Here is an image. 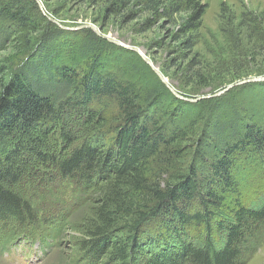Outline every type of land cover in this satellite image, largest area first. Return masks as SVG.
Here are the masks:
<instances>
[{
	"label": "trees",
	"instance_id": "16d2710c",
	"mask_svg": "<svg viewBox=\"0 0 264 264\" xmlns=\"http://www.w3.org/2000/svg\"><path fill=\"white\" fill-rule=\"evenodd\" d=\"M140 1L155 14L192 10L182 33L197 30L204 13L197 0ZM46 24L36 0H0V39L21 42L10 73L0 66V255L24 246L25 257L47 256L65 231L49 210L72 217L87 208L70 264H245L264 239V190L246 201L251 176L237 166L256 161L264 169V116L228 102L221 117L225 102L206 98L196 120L179 124L175 106L198 102L180 101L159 79L143 93L100 62L103 43L94 35L74 63L61 32ZM84 112L77 127H66L71 113ZM17 133L23 137L12 140ZM26 139L51 170H34L38 188L23 195L14 159Z\"/></svg>",
	"mask_w": 264,
	"mask_h": 264
},
{
	"label": "rangeland",
	"instance_id": "374dc122",
	"mask_svg": "<svg viewBox=\"0 0 264 264\" xmlns=\"http://www.w3.org/2000/svg\"><path fill=\"white\" fill-rule=\"evenodd\" d=\"M39 1L41 11L48 19L47 26L42 25V28L51 27L61 32L58 41L67 49L66 52L69 51V57L74 63H82V53L84 55L86 51L83 52L82 48L90 45L94 35L96 41L98 37L99 42L103 43L100 62L124 80L137 83L143 93L151 89L155 79L160 80V74L180 96L177 97L170 90L180 101L190 104L198 102L196 108L175 106L179 124H186L191 118L196 120L193 112L200 113V108L203 107L200 102L206 96L231 85L234 86L229 90L209 97L225 102L223 107L226 111L220 114L221 117L229 113V104L232 102L257 118L264 116V80L235 85L250 77L264 76V0H197L200 6H204V13L200 17L198 29L187 33H182L180 28L184 19L193 15L192 10L166 15L159 8L160 13L155 14L140 0H124L123 4L118 0ZM167 2L165 0V4ZM20 44L18 40L0 39V66L7 67L6 72L10 73L13 64L17 63L16 54ZM143 57L150 64L141 60ZM252 83L254 85H250ZM83 115L85 112L82 115L71 113L66 127L73 130ZM93 132L94 128L90 127L81 133L84 137ZM37 134L38 128L33 129L32 135ZM196 136L195 132L192 139L195 140ZM22 137L17 133L12 140ZM29 140H25L22 152L14 159L15 164L21 165L23 178L16 189L21 190L23 195L29 194L34 186L38 188L34 170L41 166L45 170H51L49 163L41 162L28 149ZM191 145L193 146L192 142ZM40 147L45 148L48 153L50 151L53 156L62 157V149L52 148L50 144H45V147L41 144ZM190 154H186L187 159L180 160L183 168L191 161ZM250 164L241 161L237 166L246 178L249 174L251 176L245 181L250 183L246 192L244 191L246 201L264 190V169L260 168L262 165H255L256 161ZM8 165L5 163L3 167ZM86 212L87 208H83L74 216L67 217L64 215L65 211L60 214L57 210H49V215L59 213L54 218L58 222L55 227L66 231L56 235L59 246L48 250L47 256L37 250L29 257L20 252L24 251V246L21 247L22 250L18 247V251L12 250L11 253L4 252L3 256L0 255V264H70L73 253L84 238L83 229L78 223L82 222ZM202 235L193 236H197L194 238L196 241L202 242ZM72 238L75 241L71 244ZM83 255L82 253L78 260H82ZM99 264L108 262L102 259ZM245 264H264V239L257 252Z\"/></svg>",
	"mask_w": 264,
	"mask_h": 264
},
{
	"label": "water",
	"instance_id": "95a60500",
	"mask_svg": "<svg viewBox=\"0 0 264 264\" xmlns=\"http://www.w3.org/2000/svg\"><path fill=\"white\" fill-rule=\"evenodd\" d=\"M37 1V3H38V5H39V8L42 10V5H41V3H40V1L39 0H36ZM52 21H54V20H52ZM55 22V21H54ZM85 27H87V25L85 26ZM116 42V41H115ZM117 44H119L118 42H116ZM143 60L146 62V63H148V64H150V62L146 59V58H144L143 57ZM157 72V71H156ZM158 73V72H157ZM159 74V73H158ZM159 78H160V80L162 81V82H164V84L174 93V94H176V96L177 97H180L173 89H172V87H170V85L168 84V83H166L165 81H164V79H163V77L159 74ZM264 80V76H254V77H250V78H248V79H246V80H241V81H239V82H237L235 85H240V84H243V83H246V82H258V81H263ZM234 85H231V86H227V87H225L223 90H221V91H219V92H216L215 94H212V95H209V96H206V98H209V97H212V96H216V95H219V94H221V93H223L224 91H227V90H229L231 87H233ZM197 99H199V98H197ZM197 99H195V100H197ZM201 99V98H200ZM186 100V99H185ZM188 101H195L194 99H187Z\"/></svg>",
	"mask_w": 264,
	"mask_h": 264
}]
</instances>
